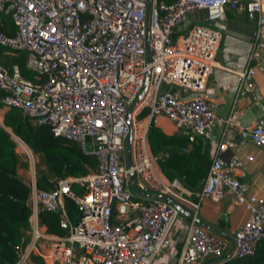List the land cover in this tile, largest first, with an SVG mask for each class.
<instances>
[{
  "label": "built area",
  "instance_id": "2783aa9c",
  "mask_svg": "<svg viewBox=\"0 0 264 264\" xmlns=\"http://www.w3.org/2000/svg\"><path fill=\"white\" fill-rule=\"evenodd\" d=\"M226 7H242L254 23L246 64L237 72L238 91L243 93L251 89L255 67L264 71V0H149L147 18L146 0H0V11L10 15L15 27L10 35L0 31V44L8 54L25 52V66L42 76L27 79L17 64L0 63V109L14 107L34 123L47 124L54 135L76 141L83 153L97 160L96 170L56 177L51 189L38 187L31 149L5 127L15 151L27 160L22 178L29 188V239L13 264H33L30 254L43 264H152L162 255L170 264H193L220 257L227 248L225 239L201 229L195 212L203 198L217 200L226 191L247 212L232 231L230 254L253 253L264 235V200L244 192L238 155L226 161L212 156L200 187L190 191L180 179L161 174L147 142L148 127L160 115L174 122L189 143L196 137L212 139L218 120L231 124L238 115L232 110L218 119L213 101L201 94L220 41L212 23L224 17ZM196 10H203L204 22L178 28ZM147 72L145 90L128 122L127 109ZM128 132L129 166L124 151ZM238 138L264 145V120L238 129ZM236 144L223 139L219 145ZM162 155L153 154V160ZM130 174L140 190L190 206L178 249L169 230L179 210L164 200L144 201L134 195ZM65 197L79 211L74 221L65 209ZM40 210L56 212L63 232L47 231Z\"/></svg>",
  "mask_w": 264,
  "mask_h": 264
},
{
  "label": "trees",
  "instance_id": "16d2710c",
  "mask_svg": "<svg viewBox=\"0 0 264 264\" xmlns=\"http://www.w3.org/2000/svg\"><path fill=\"white\" fill-rule=\"evenodd\" d=\"M14 28L10 15L0 11V31L10 35ZM24 61L25 52L8 54L5 46L0 44L1 64L6 67L17 64L23 77L41 80L42 76L28 69ZM144 112L145 109L140 115ZM5 127L20 137L35 156L33 166L38 187L51 189L56 177L81 175L89 170H96L97 160L93 155L83 153L76 141L54 135L47 124L34 123L14 107L3 108L0 124V264H13L18 257L19 249L29 239L27 222L29 188L26 181L17 173L18 168L27 171V160L15 151V143ZM147 142L153 154L165 153L157 158L158 168L165 178L176 177L187 188L201 185L211 159L205 151L200 152V142L197 139L191 142L192 147L185 151L183 150L187 144L185 138L166 134L155 123H150ZM73 187L76 186L72 185ZM75 191H78L77 187ZM64 203L69 218L74 221L79 216L75 203L69 197H65ZM38 214L47 231L63 232L58 227L56 212L40 210ZM217 258L220 260L211 264H264V235L259 238L251 254L233 256L228 255L225 250ZM29 259L33 264H43L37 255L30 254Z\"/></svg>",
  "mask_w": 264,
  "mask_h": 264
},
{
  "label": "crops",
  "instance_id": "0c3cea01",
  "mask_svg": "<svg viewBox=\"0 0 264 264\" xmlns=\"http://www.w3.org/2000/svg\"><path fill=\"white\" fill-rule=\"evenodd\" d=\"M197 14L203 16L204 12L196 10L194 19L197 18ZM212 25L219 30L220 41L215 65L208 74L201 94L213 101L214 112L218 119H224L232 110H237L238 115L231 124L218 120L212 128V139L206 141L196 137L195 140L200 142V152L205 151L210 159L217 155L226 161L234 154L238 155L242 166L237 172L244 192L264 200V145H255L247 139L238 138V129L249 127L259 119L264 120V71L255 67L250 78V90L241 93L237 87V72L246 64L254 23L246 17L242 7L234 9L226 7L224 17L213 21ZM155 124L166 134L186 139L175 123L163 115L158 117ZM223 139H233L237 144L233 147L220 146V141ZM187 146L190 149L192 143L187 141L185 147ZM245 155H250L251 159H246ZM154 165L158 168L157 160H154ZM199 187L200 185L186 188L192 191ZM179 206L182 211H179L178 218L169 230V236L175 241L177 249L192 211L187 204L179 203ZM246 215L243 205L234 203L231 194L226 191L217 200L203 198L196 209L195 222L204 231L224 238L228 252L232 247L229 236H232V231L244 222ZM212 259L214 258H205L193 264H205ZM170 262L167 255H162L152 264H170Z\"/></svg>",
  "mask_w": 264,
  "mask_h": 264
},
{
  "label": "water",
  "instance_id": "95a60500",
  "mask_svg": "<svg viewBox=\"0 0 264 264\" xmlns=\"http://www.w3.org/2000/svg\"><path fill=\"white\" fill-rule=\"evenodd\" d=\"M148 5H149V0H146V18H147V15H148ZM145 56H146V60L149 61V59H150V49H149V46H148V30H147V26H146V30H145ZM147 78H148V72L145 75L144 84H143V87H142L141 91L136 95L135 99L133 100V102L131 103V105L127 109L126 120L128 122H129L130 111L132 110L134 105L138 102V100L140 99V97L142 96V94H143V92L145 90V86H146V83H147ZM124 151H125V157H126V165L129 166L130 165V132H128V134L126 136V139H125ZM129 187H130L132 193L134 195H136V196L143 197V198L161 199V200H164V201L174 205L179 211H182L181 206H179L178 203H176L173 199H171L167 195L162 194V193H158V192H146V191L140 190L135 185L132 174L129 175ZM28 203L29 202H27V204ZM229 237H230L231 241L233 242L232 236H229ZM231 249H232V247L228 251V255H230ZM218 260H220V258H214V259L210 260L209 262H207L205 264H211V263L216 262Z\"/></svg>",
  "mask_w": 264,
  "mask_h": 264
},
{
  "label": "rangeland",
  "instance_id": "374dc122",
  "mask_svg": "<svg viewBox=\"0 0 264 264\" xmlns=\"http://www.w3.org/2000/svg\"><path fill=\"white\" fill-rule=\"evenodd\" d=\"M194 15H195V11H193V12H191V13H189L188 15H187V17L185 18V21H184V23H183V25L181 24V25H179V27L178 28H180V27H182V26H188V25H190L191 23H194V22H198V23H203L204 21H203V16L202 15H199V14H197V18L196 19H194ZM195 20H197V21H195ZM184 32V31H183ZM182 32V33H183ZM174 37L175 36H173V40H174ZM1 111H3V109H0V114H1ZM1 116V115H0ZM19 155H20V157H23V153L22 152H19ZM149 156L151 157V159H152V162L154 163V160H153V153H149ZM34 159H35V156H34ZM17 173H18V175H20L21 177H23L24 179H25V177H26V175H27V171H23L21 168L19 169V170H17ZM75 189H76V187L74 188H72V190L73 191H75ZM77 192V191H76Z\"/></svg>",
  "mask_w": 264,
  "mask_h": 264
}]
</instances>
